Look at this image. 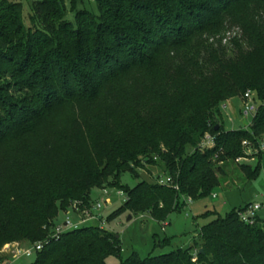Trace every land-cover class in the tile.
Wrapping results in <instances>:
<instances>
[{
	"label": "trees",
	"instance_id": "16d2710c",
	"mask_svg": "<svg viewBox=\"0 0 264 264\" xmlns=\"http://www.w3.org/2000/svg\"><path fill=\"white\" fill-rule=\"evenodd\" d=\"M65 1L31 0L25 11L23 0H0V147L59 108L76 112L63 131H44L39 153L28 142L0 150V251L46 240L58 212L75 202L90 208L93 190L117 186L124 173L138 179L158 162L173 186L118 185L127 200L116 214L165 222L187 199L209 198L234 178L257 179L258 168L236 160L245 157L243 142L260 149L264 108L249 129L226 130L222 105L249 90L264 99V5L257 1L237 18L243 35L231 50L201 41L197 51H175L160 74L161 50L191 49L203 33L223 29L222 15L255 0H76L72 14ZM118 79L128 82L125 95ZM99 100L105 104L92 106ZM77 102L93 110L91 118L73 110ZM207 134L215 146L201 151ZM67 141L65 156L59 145ZM9 170L19 186L8 181ZM250 206L211 221L191 247L145 259L134 253L120 264H264V207L250 225L239 217ZM121 253L119 236L82 226L52 240L32 264H107Z\"/></svg>",
	"mask_w": 264,
	"mask_h": 264
},
{
	"label": "rangeland",
	"instance_id": "374dc122",
	"mask_svg": "<svg viewBox=\"0 0 264 264\" xmlns=\"http://www.w3.org/2000/svg\"><path fill=\"white\" fill-rule=\"evenodd\" d=\"M73 1L76 0H70V2L68 0L65 1L69 13H71V2ZM257 1L260 2V6L264 5V0H255L254 3L245 1L237 6L234 13L222 15L220 25L223 29L221 31L218 30L210 33H203L201 38H197L191 43V49H186V47H166L161 50L160 53L156 55L157 62L155 64V69L157 70V73L161 74L165 72L167 66H169L167 60L169 57L174 56L175 51L181 49V52L185 50L187 53H190L191 50L197 51V48L201 49L200 44L202 42L214 48L221 46L223 48H230L229 50H231L235 38L240 41L243 35V31L239 27L237 18H245L246 12L250 9H254ZM23 3L26 7L25 11H28L31 0H23ZM233 16H235L236 19H233ZM127 84V80L118 79L117 82H115V87L119 93L125 95V93H127ZM80 103L82 102L74 104L73 110H79L80 112H83L85 116L91 118L93 110L88 105H80ZM100 104L105 103L99 100L94 102L92 106ZM74 113L76 112L72 113L70 108H59L34 125V127H32L33 130L29 135L18 136V138L16 137L10 142L4 143L0 147V150L7 151L8 149L9 151H13L17 148L22 149L21 143L25 144L28 142V149L31 150L32 153H39L42 147V141L40 140L44 131L48 132L49 130L54 129L55 131H63V129H60V126H62L64 122L66 124L69 116ZM124 117L127 118V116ZM222 117L226 130L249 129L252 123V118H245L242 113V97L230 99L223 104ZM92 135L94 134H91V136ZM22 140L23 142H21ZM59 148L60 153L67 156L71 150L69 141L60 144ZM200 150L205 151L207 149L200 148ZM192 152L193 149L188 148L187 153L190 154ZM243 152L245 157L238 158L236 163L237 165H251L253 168H258L260 175L256 180L244 182L234 178V183L228 186L227 184L223 185L222 188L213 193V195H217V198H214L212 195L209 198L196 200L192 203L187 199L185 206L180 211L172 213L165 222H157L153 220L149 214L132 216L128 211H121L116 214L124 205L126 199V194L122 190H119L120 188H118V185L132 189L143 180L157 182L159 177H167L165 165L161 162H158L157 166L148 167L150 171H148V169L139 170L140 175L138 179L133 178L130 173H124L117 186L113 187L108 185L103 189L93 190L91 206L94 203L106 200L107 197L110 200V203H103L101 214L107 222V230L119 236L122 242L121 258L111 256L108 258L107 264H120L122 260H127L134 253L138 254L140 258L145 259L149 256H158L163 253H168L177 248L185 249L191 247L195 241H199L201 236L200 230L217 217H225L233 210L243 209L247 205L258 204L264 207V136L260 138V149H254L248 146L243 148ZM261 153L262 156L260 159ZM5 165L7 167L8 163H5ZM237 167L238 166H233L230 169V172L232 173ZM39 168L41 169V167ZM13 170L15 171L17 169ZM9 173H7L9 176L7 177L9 178L8 181H10V184L12 182L14 185L19 186L21 182L17 181V179L11 178L12 176L10 175H12V172H10V170ZM104 191L109 195H104ZM119 191L123 192L125 195H119ZM60 212H58V216L55 219V222L58 224L64 222L65 214L70 212V209H68L67 212ZM206 212H211L213 214H210L208 217H202ZM114 214L116 215L113 216ZM263 214L264 213H262V215ZM129 216H132L131 220H129ZM97 225V223H88L85 226L95 227ZM164 240H169V243H164ZM28 246L29 244H26L25 242L14 241L7 243L1 249L0 256L6 260L13 258L17 248H26ZM195 255L196 252L194 253V258L196 257ZM34 261L35 256H24L15 260L13 264H32Z\"/></svg>",
	"mask_w": 264,
	"mask_h": 264
},
{
	"label": "built area",
	"instance_id": "2783aa9c",
	"mask_svg": "<svg viewBox=\"0 0 264 264\" xmlns=\"http://www.w3.org/2000/svg\"><path fill=\"white\" fill-rule=\"evenodd\" d=\"M260 108H264V99H261L256 91H247L242 97V113L245 118H253L257 114ZM215 146V138L207 134L200 145L202 149H209ZM244 147H248V142H243ZM262 149V148H261ZM157 182L161 185H172L173 180L169 177H159ZM176 190H179L178 186H175ZM104 195L108 196L109 194L104 191ZM119 195H125L123 192L119 191ZM214 198H217V195H213ZM127 198L125 199V201ZM189 202L192 203L193 200L189 199ZM103 203H110V200H102L97 203L92 204L90 208H81L80 202H75L70 207V212L65 214V220L63 223L58 224L55 222L54 232L44 241L35 243L26 248H17L14 253V257L10 259H0V264H13L15 260L20 259L24 256L33 257L38 253H41L45 247L52 241L58 240L63 234L69 231H74L79 229L82 226L87 225L88 223H97L95 226L101 230L108 231L106 226L107 222L104 220L101 212L103 210ZM262 210V205H252L246 212L239 215L240 219L246 224H254L255 216L258 212ZM73 215V216H72Z\"/></svg>",
	"mask_w": 264,
	"mask_h": 264
},
{
	"label": "water",
	"instance_id": "95a60500",
	"mask_svg": "<svg viewBox=\"0 0 264 264\" xmlns=\"http://www.w3.org/2000/svg\"><path fill=\"white\" fill-rule=\"evenodd\" d=\"M132 219V216H129V220H131ZM203 252V250H201V253Z\"/></svg>",
	"mask_w": 264,
	"mask_h": 264
}]
</instances>
